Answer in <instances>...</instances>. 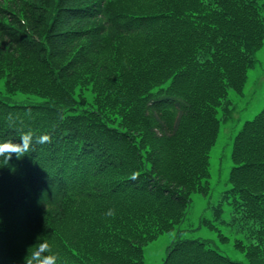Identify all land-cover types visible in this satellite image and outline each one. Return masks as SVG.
I'll use <instances>...</instances> for the list:
<instances>
[{
  "label": "trees",
  "instance_id": "obj_1",
  "mask_svg": "<svg viewBox=\"0 0 264 264\" xmlns=\"http://www.w3.org/2000/svg\"><path fill=\"white\" fill-rule=\"evenodd\" d=\"M262 9L0 0V143L33 133L22 158L0 157V264H25L43 241L56 264H144L143 245L179 223L192 191L207 194L208 150L230 117L227 90L242 92L262 44ZM45 134L50 143L35 142ZM229 160L228 186L195 226L241 258L178 229L158 264H264V100L233 134Z\"/></svg>",
  "mask_w": 264,
  "mask_h": 264
},
{
  "label": "rangeland",
  "instance_id": "obj_2",
  "mask_svg": "<svg viewBox=\"0 0 264 264\" xmlns=\"http://www.w3.org/2000/svg\"><path fill=\"white\" fill-rule=\"evenodd\" d=\"M264 23V9L261 10ZM252 66L247 68L246 79L241 93H236L231 89L227 90L228 106L230 107V117L221 120L219 129L214 142L208 150V171L207 183L209 185L207 194L201 195L197 191L190 193V200L186 212L182 219L172 229L161 232L158 236L143 245V263L158 264L166 251V246L170 242L171 236L178 229L182 236H199L204 235L210 238V246H219L229 256L241 258L239 253H235L230 244L221 243L217 239L214 230H209L203 225L196 227L197 220L200 216L208 215L213 205L219 203L221 192L228 186L227 171L231 164L229 160L230 144L233 134L237 131L244 119L251 118L263 104L264 100V35L261 46L252 55ZM76 74V73H75ZM77 75V74H76ZM75 84V83H72ZM0 79V94H2ZM19 97H24L20 94ZM220 114V110H217ZM233 212L227 211L223 219L228 220ZM215 226L223 231L229 241L233 237H239L240 233L233 230V223H224L221 221L214 222ZM215 234V235H214ZM21 260H25L22 258Z\"/></svg>",
  "mask_w": 264,
  "mask_h": 264
},
{
  "label": "clouds",
  "instance_id": "obj_3",
  "mask_svg": "<svg viewBox=\"0 0 264 264\" xmlns=\"http://www.w3.org/2000/svg\"><path fill=\"white\" fill-rule=\"evenodd\" d=\"M20 140L22 141L21 143H0V157L3 158L4 163H7L9 160H11L13 155H15L19 160L31 150L33 133L31 131L22 132L20 135ZM35 142L39 144L46 142L50 143L51 138L49 135L45 134L42 136H37L35 138ZM106 215L114 216L115 210L109 209ZM57 259L58 256L56 254H52V249L49 243L47 241H43L39 243L37 242L28 249V254L25 257V264H56Z\"/></svg>",
  "mask_w": 264,
  "mask_h": 264
}]
</instances>
